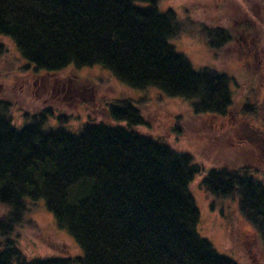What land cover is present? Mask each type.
<instances>
[{
	"label": "trees",
	"instance_id": "obj_1",
	"mask_svg": "<svg viewBox=\"0 0 264 264\" xmlns=\"http://www.w3.org/2000/svg\"><path fill=\"white\" fill-rule=\"evenodd\" d=\"M158 2L0 0V37L36 69L99 65L129 88L187 101L195 115H225L231 77L176 51L170 40L183 26ZM202 33L211 49L231 41L222 28ZM108 113L126 126L89 121L72 134L39 115L16 128L0 101V264H238L196 231L190 186L201 170L192 155L133 131L145 125L133 101L117 100ZM202 186L214 200L232 199L264 246L262 180L243 168L211 169ZM39 200L81 257L29 259L18 248L15 232Z\"/></svg>",
	"mask_w": 264,
	"mask_h": 264
},
{
	"label": "rangeland",
	"instance_id": "obj_2",
	"mask_svg": "<svg viewBox=\"0 0 264 264\" xmlns=\"http://www.w3.org/2000/svg\"><path fill=\"white\" fill-rule=\"evenodd\" d=\"M255 1L158 2L159 11L173 10L183 26V33L170 40L176 51L197 69L208 67L231 77L232 104L225 115H195L187 101L167 97L153 87L129 88L99 65L57 72L36 69L5 37H0L6 51L0 53V101L9 105L16 128L44 115L45 127H61L72 134L89 121L125 127L110 119L108 107L117 100L133 101L145 121L133 131L191 154L201 170L190 186L199 212L198 235L238 264H264V246L236 203L214 200L202 186L211 169L243 168L264 182V8ZM206 27L226 30L231 41L211 49L202 33ZM24 220L15 237L27 258L82 256L42 200L28 204Z\"/></svg>",
	"mask_w": 264,
	"mask_h": 264
}]
</instances>
